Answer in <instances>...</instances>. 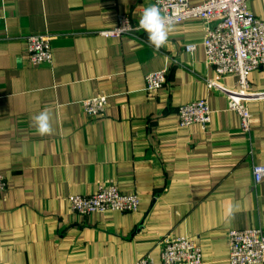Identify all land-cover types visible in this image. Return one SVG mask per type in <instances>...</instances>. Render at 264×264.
<instances>
[{"label": "crops", "instance_id": "0c3cea01", "mask_svg": "<svg viewBox=\"0 0 264 264\" xmlns=\"http://www.w3.org/2000/svg\"><path fill=\"white\" fill-rule=\"evenodd\" d=\"M151 2L0 0V264H133L144 255L161 264L168 234L194 240L200 264H229L228 230H264V178L255 187L251 176L253 162L264 163V96L247 102L245 133L227 95L206 83L234 88L236 78L217 77L205 63L202 21L171 24L158 51L147 34L94 33L120 14L140 18ZM249 6L264 19V0ZM34 32L53 36L49 65L27 61L24 37ZM154 71L167 80L148 92L145 75ZM248 80L249 90L264 92V65ZM98 94L107 107L91 118L81 100ZM195 99L208 101L206 128L178 123V106ZM45 109L53 133L40 136L32 118ZM108 181L135 192L138 209L71 210L68 195Z\"/></svg>", "mask_w": 264, "mask_h": 264}, {"label": "built area", "instance_id": "2783aa9c", "mask_svg": "<svg viewBox=\"0 0 264 264\" xmlns=\"http://www.w3.org/2000/svg\"><path fill=\"white\" fill-rule=\"evenodd\" d=\"M252 0H203L192 4L190 0H152L163 16L178 23L187 18L200 19L204 25V60L212 67L217 77L231 75L236 78L235 87H222L215 79L207 78L209 88H215L228 97L229 109L240 118V128L250 132V111L247 102L259 99L264 92L249 90L248 74L264 65V19L256 17L250 9ZM3 4H0V22L4 19ZM140 18L127 13L118 15L113 26L100 28L94 33L110 38L134 37L142 39L143 30H137ZM52 34L29 33L24 37L27 61L31 65L51 64L53 59ZM186 51L192 53L195 44H188ZM167 80L166 71H154L145 75V90L153 92ZM84 112L91 118L102 116L107 107V96L98 94L81 100ZM180 126L199 124L206 128L211 121L207 99H195L177 108ZM254 186L264 178V163L251 165ZM7 190V178L0 173V198ZM71 210L82 216L106 210L133 212L139 207L135 192L121 191L114 181L100 184L87 195L70 194L66 197ZM228 234L229 264H264V230L260 225L242 230L230 229ZM161 264H200L202 252L197 243L187 236L165 235L160 240ZM133 264H154L150 255L140 257Z\"/></svg>", "mask_w": 264, "mask_h": 264}, {"label": "clouds", "instance_id": "9594fccd", "mask_svg": "<svg viewBox=\"0 0 264 264\" xmlns=\"http://www.w3.org/2000/svg\"><path fill=\"white\" fill-rule=\"evenodd\" d=\"M137 30L145 31L148 36V43L158 51L166 44L172 25L171 21L161 14L156 5H151L144 9ZM32 121L38 135L46 136L53 133V126L47 109L34 116ZM231 212L232 209L229 208V214Z\"/></svg>", "mask_w": 264, "mask_h": 264}]
</instances>
